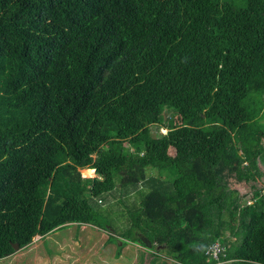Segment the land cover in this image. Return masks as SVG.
Returning a JSON list of instances; mask_svg holds the SVG:
<instances>
[{"label": "trees", "instance_id": "obj_1", "mask_svg": "<svg viewBox=\"0 0 264 264\" xmlns=\"http://www.w3.org/2000/svg\"><path fill=\"white\" fill-rule=\"evenodd\" d=\"M165 108L181 123L152 133ZM263 138L264 0H0V258L69 223L114 229L97 205L119 184L140 196L116 257L212 264L218 242L264 264Z\"/></svg>", "mask_w": 264, "mask_h": 264}, {"label": "rangeland", "instance_id": "obj_2", "mask_svg": "<svg viewBox=\"0 0 264 264\" xmlns=\"http://www.w3.org/2000/svg\"><path fill=\"white\" fill-rule=\"evenodd\" d=\"M163 116L168 119L167 127L150 125L152 133L163 134L172 126L181 123L180 117L172 109L165 108ZM258 167L264 173V162H258ZM87 168L80 169L81 175L94 176V169ZM229 183L232 188L238 191L239 195L244 196L249 193L247 184L238 183L233 179H230ZM260 183H262L261 180ZM136 188L130 189L117 184L106 200L98 202L100 205L96 204L106 214V216L104 215L105 223H109L114 229H110L108 226L102 228L89 223L79 225L75 222L69 223L49 231L44 236L35 234L29 245L16 250L9 256L0 258V264H106L105 261L109 260L112 264H133L137 260L136 252L141 247L137 243L127 242L121 249V255L116 258V243L108 242L107 238L111 232L118 237L119 231L124 228L127 213L124 209L121 212L117 210L123 205V202L131 203L138 200L139 187ZM118 243L120 244L119 241Z\"/></svg>", "mask_w": 264, "mask_h": 264}, {"label": "built area", "instance_id": "obj_3", "mask_svg": "<svg viewBox=\"0 0 264 264\" xmlns=\"http://www.w3.org/2000/svg\"><path fill=\"white\" fill-rule=\"evenodd\" d=\"M98 200L100 201L101 199ZM223 250V246H221L218 242H213L207 247L205 253L213 259L214 263H218L220 262L219 256L223 254Z\"/></svg>", "mask_w": 264, "mask_h": 264}, {"label": "crops", "instance_id": "obj_4", "mask_svg": "<svg viewBox=\"0 0 264 264\" xmlns=\"http://www.w3.org/2000/svg\"><path fill=\"white\" fill-rule=\"evenodd\" d=\"M82 169H85V168H82ZM86 169H88V168H86ZM108 241V240H107ZM121 255V254H120ZM119 255V256H120ZM118 256V257H119ZM115 257H116V255H115ZM117 258V257H116ZM230 262H231V260H222L220 263H218V264H230ZM105 263L106 264H112V262L109 260V261H105ZM212 264H216V263H212ZM238 264H243V263H238Z\"/></svg>", "mask_w": 264, "mask_h": 264}, {"label": "water", "instance_id": "obj_5", "mask_svg": "<svg viewBox=\"0 0 264 264\" xmlns=\"http://www.w3.org/2000/svg\"><path fill=\"white\" fill-rule=\"evenodd\" d=\"M13 247H14L15 250H18V249H19V246H18L17 243H14V244H13Z\"/></svg>", "mask_w": 264, "mask_h": 264}, {"label": "clouds", "instance_id": "obj_6", "mask_svg": "<svg viewBox=\"0 0 264 264\" xmlns=\"http://www.w3.org/2000/svg\"><path fill=\"white\" fill-rule=\"evenodd\" d=\"M163 128H165V127H163ZM163 134H164V133H163ZM200 250H201V251L205 250V249H204V246H201V247H200Z\"/></svg>", "mask_w": 264, "mask_h": 264}]
</instances>
